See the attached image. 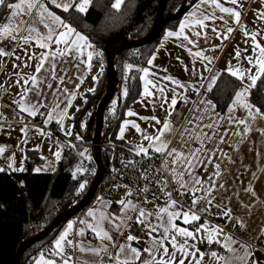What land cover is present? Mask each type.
I'll return each instance as SVG.
<instances>
[{"label": "crops", "instance_id": "1", "mask_svg": "<svg viewBox=\"0 0 264 264\" xmlns=\"http://www.w3.org/2000/svg\"><path fill=\"white\" fill-rule=\"evenodd\" d=\"M92 1L15 0L9 6L0 25V85L8 89L0 120L19 123L45 106L47 122L91 139L90 124L80 133L76 114L103 71L89 77L102 51L53 7L86 13ZM125 1L112 6L120 9ZM222 73L240 81L224 113L209 96ZM263 73L264 0L194 3L176 29H166L140 70V95L115 134L140 150H167L178 201L96 196L54 234L51 254L38 252L31 264H104L105 258L118 264H264V115L250 100ZM180 106L182 124L169 117ZM49 142L37 127L0 126V171L23 170L27 151L43 159L34 170L43 167ZM50 147L60 149V159L64 144ZM211 207L217 224L200 217ZM130 221L144 231L141 247L124 232ZM67 249L76 252V262L64 255Z\"/></svg>", "mask_w": 264, "mask_h": 264}, {"label": "trees", "instance_id": "2", "mask_svg": "<svg viewBox=\"0 0 264 264\" xmlns=\"http://www.w3.org/2000/svg\"><path fill=\"white\" fill-rule=\"evenodd\" d=\"M14 1L5 0L1 5L0 25ZM159 1L126 0L120 9H115L112 6L113 0H93L86 13H79L74 8L67 11L53 8L66 22L86 34L90 47L101 50L105 58V47L109 40L114 38L111 48H116L113 54L116 86L121 80L120 63L130 61L142 67L146 66L166 29H176L186 11L198 0H165L163 20L157 36L147 44L117 49L123 42L120 37L135 40L150 34L158 16ZM95 61L96 59L93 63ZM132 77L137 78L130 85L124 112L141 92L138 74L132 72ZM239 84L240 81L228 73L220 75L209 95L220 113L227 110ZM108 88L109 80L105 64L95 89L87 93L83 108L76 114L79 116L82 111H89L86 119L92 134L95 130V118L91 117V114L96 112L98 104L104 100ZM250 100L264 115V73L252 87ZM118 126L119 124L116 132ZM105 128L104 122L103 136ZM92 134H90L91 138H93ZM91 155L93 160H96L95 152ZM101 155L105 162L107 154L104 148L101 150ZM76 158L77 155L72 151L67 152V145L64 144L62 155L53 171L34 170L35 165L43 161L36 151L26 152V164L23 170L0 171V264H15L16 252L22 244L51 224L60 212L71 209L83 199L95 175L90 172L82 175L72 174L70 168ZM68 219L70 218H61L49 234L22 251L20 263L31 264L38 250L51 243L54 234Z\"/></svg>", "mask_w": 264, "mask_h": 264}, {"label": "built area", "instance_id": "3", "mask_svg": "<svg viewBox=\"0 0 264 264\" xmlns=\"http://www.w3.org/2000/svg\"><path fill=\"white\" fill-rule=\"evenodd\" d=\"M246 30L250 26H245ZM11 50V46L8 47ZM105 63L95 61L89 71V77L95 78ZM142 66L130 61L120 63L121 80L114 87V94L104 111L103 123H106L104 136L102 133L99 143L94 138H77L75 135L64 133L62 123L47 122L49 114L47 107H42L37 114L27 116L22 122H6L0 120V126H6L13 129L15 124H25L37 127L48 135L51 143H62L67 145V152L72 151L77 155L75 162L72 164L70 171L74 175H82L90 172L96 175L97 163L92 158L95 147L98 145L101 150L104 148L107 159L104 163V171L98 182L94 197L104 196L111 197L117 193L122 198H131L138 204H151L155 201H163L176 197L175 187L169 171L166 168L167 150L144 151L134 148L118 139L114 134L124 113V107L128 99L130 85L137 77H132V72H139ZM6 86L0 85V103L2 96L7 93ZM184 111L181 106L172 110L169 117L171 120L182 124L185 120ZM94 137V136H93ZM102 158V155H101ZM95 177V176H94ZM200 217L217 224L216 209L211 207L206 213H200ZM224 233L236 234L235 230L222 226ZM188 227H193L189 225ZM124 232L128 235L130 243L134 247H141L143 242L144 231L140 225L134 221L128 222L124 227ZM93 235L92 233H90ZM50 243L42 246L38 252L51 254L49 252ZM65 256H71L76 262V252L73 249H67ZM104 264H118L114 259L105 258Z\"/></svg>", "mask_w": 264, "mask_h": 264}, {"label": "water", "instance_id": "4", "mask_svg": "<svg viewBox=\"0 0 264 264\" xmlns=\"http://www.w3.org/2000/svg\"><path fill=\"white\" fill-rule=\"evenodd\" d=\"M165 0H160L158 4V16L157 19L154 23L153 29L150 32V34L146 37H143L141 39H135L131 40L126 37H120L122 38L123 42L117 47V49H126L129 47H135V46H140L143 44H147L150 41H152L158 34L162 20H163V6H164ZM114 42V38L110 39L109 42L107 43L105 47V54H106V66H107V77L109 80V88L106 92V96L104 100L98 104L96 112L91 114V117L95 118V130H94V141L96 143L101 140L102 137V128H103V119H104V111L109 104L111 98L113 97L114 94V86H115V74H114V58L113 54L116 50V48H111L112 44ZM95 156H96V163H97V173L87 190L85 196L83 199L74 207L71 209L65 210L60 212L52 221L51 224H49L47 227H45L43 230H41L39 233H37L33 238L28 240L26 243L22 244L15 255V264H21L20 263V255L22 251H24L27 247L31 246L32 244L38 242L42 237L46 236L49 234L55 226L58 224L59 220L63 217L66 218H71L77 214H79L82 209L86 208L88 204L93 200L94 194L96 191V188L98 186V182L103 174L104 171V163L101 158V152L100 148L97 145L95 147ZM79 212V213H78Z\"/></svg>", "mask_w": 264, "mask_h": 264}, {"label": "rangeland", "instance_id": "5", "mask_svg": "<svg viewBox=\"0 0 264 264\" xmlns=\"http://www.w3.org/2000/svg\"><path fill=\"white\" fill-rule=\"evenodd\" d=\"M99 58L102 60L105 59V56L102 52L101 56H99ZM104 66L101 68L103 70ZM97 81V79H96ZM96 84V82H95ZM95 84L91 87L92 89L95 88ZM89 111L86 110V111H82L79 116H78V119H77V125H78V128H79V132L81 133L83 130H88L89 131V123L87 122V119H86V114H88ZM78 133V134H80ZM50 143V142H49ZM58 142L54 143V145H56ZM50 146L53 145V144H49ZM47 146V148L49 149H42L43 152L47 153V157H46V163L43 165V167L40 165V167H36L35 170L36 171H52V170H55V167H56V164L59 160V152H60V149H58L57 147L56 148H52L50 146Z\"/></svg>", "mask_w": 264, "mask_h": 264}]
</instances>
